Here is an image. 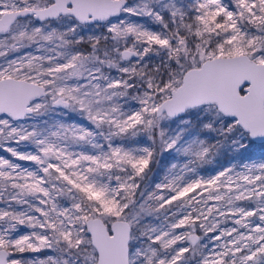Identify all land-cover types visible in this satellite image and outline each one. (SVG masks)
I'll use <instances>...</instances> for the list:
<instances>
[{"label":"snow or ice","instance_id":"snow-or-ice-1","mask_svg":"<svg viewBox=\"0 0 264 264\" xmlns=\"http://www.w3.org/2000/svg\"><path fill=\"white\" fill-rule=\"evenodd\" d=\"M0 264H264V0H0Z\"/></svg>","mask_w":264,"mask_h":264}]
</instances>
